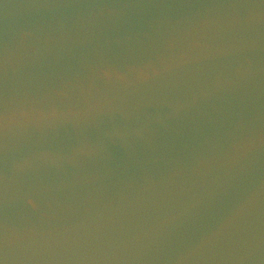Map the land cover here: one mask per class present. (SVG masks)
I'll return each mask as SVG.
<instances>
[{
    "label": "water",
    "instance_id": "obj_1",
    "mask_svg": "<svg viewBox=\"0 0 264 264\" xmlns=\"http://www.w3.org/2000/svg\"><path fill=\"white\" fill-rule=\"evenodd\" d=\"M0 264H264V0H0Z\"/></svg>",
    "mask_w": 264,
    "mask_h": 264
}]
</instances>
